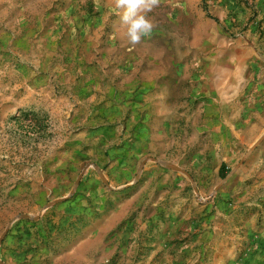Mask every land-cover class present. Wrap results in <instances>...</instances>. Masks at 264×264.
Wrapping results in <instances>:
<instances>
[{"label":"rangeland","instance_id":"rangeland-1","mask_svg":"<svg viewBox=\"0 0 264 264\" xmlns=\"http://www.w3.org/2000/svg\"><path fill=\"white\" fill-rule=\"evenodd\" d=\"M113 6L0 0V260L264 264V0Z\"/></svg>","mask_w":264,"mask_h":264},{"label":"clouds","instance_id":"clouds-1","mask_svg":"<svg viewBox=\"0 0 264 264\" xmlns=\"http://www.w3.org/2000/svg\"><path fill=\"white\" fill-rule=\"evenodd\" d=\"M161 0H114L113 11L126 26L130 45L139 44L142 38L152 35L155 24L148 14L159 7Z\"/></svg>","mask_w":264,"mask_h":264},{"label":"water","instance_id":"water-1","mask_svg":"<svg viewBox=\"0 0 264 264\" xmlns=\"http://www.w3.org/2000/svg\"><path fill=\"white\" fill-rule=\"evenodd\" d=\"M260 141L261 140H259L258 142H256L255 143V146H257L259 143H260ZM254 146V147H255ZM165 165H167V166H169V167H171V168H174V169H176V170H178V171H181V172H183V173H185L193 182H194V180H193V178H192V176H191V174L187 171V170H185V169H183V168H181L180 166H177V165H173V164H169V163H166ZM88 168V166L84 169V171H83V173L85 172V170ZM83 175V174H82ZM62 201V199L61 200H56V203H58V202H61ZM20 217H24V218H28V219H34L35 217L33 216V215H31V214H21L20 215ZM8 232V228H7V230L5 231V234ZM0 264H5L2 260H0Z\"/></svg>","mask_w":264,"mask_h":264}]
</instances>
